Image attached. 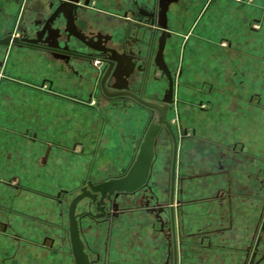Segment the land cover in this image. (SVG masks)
<instances>
[{
	"label": "crops",
	"instance_id": "crops-1",
	"mask_svg": "<svg viewBox=\"0 0 264 264\" xmlns=\"http://www.w3.org/2000/svg\"><path fill=\"white\" fill-rule=\"evenodd\" d=\"M61 1L0 0V36H32ZM82 2L79 0L74 9L75 29L128 58L121 60L115 74L120 83L126 81L131 91L158 99L163 93V79L153 77L152 59L159 35H153L152 25L149 27L143 17L136 16L134 8L136 4L148 10L151 0H88L85 6ZM185 25L189 26L186 34L179 30ZM60 26L56 22L51 29ZM167 28L173 36L166 42L164 60L171 66L180 52L182 84L176 89L174 107L178 124L187 130L178 143L175 197L184 207L185 224L196 227L198 220L203 224L209 219L206 216L213 214L215 204H210V200L214 195L228 192L232 197L229 207L234 227L222 240L240 247L247 226L241 220L244 202L240 198L253 195L254 188L260 189L264 177V126L259 121L264 115V63L249 56H257L264 48V0H203L196 5L194 0H181L167 6ZM50 35L54 40L55 33ZM190 37L193 38L189 42ZM179 38H184L185 46L176 51ZM2 50L3 73L11 80L0 83V123L16 131H36L45 140L65 146L81 141L90 151L100 118L65 97L87 95L94 79L92 65L78 61L66 70L59 60L40 49L10 46ZM146 60L148 76L142 85L139 67ZM129 63L128 70L125 65ZM43 79L50 81L54 92L47 91L46 83L43 88H36ZM121 108L125 109L121 114L104 111L105 148L95 157L96 165L118 168L125 158L113 151L120 130L126 132L127 139L141 132L143 118L132 117L128 104ZM7 142L19 146L15 149ZM14 150L22 159L18 164L5 159V151ZM41 150L42 147L30 146L18 137L0 142V177L18 176L27 185L42 188L36 177L40 175ZM39 178L45 182V178ZM43 188L51 189L48 183ZM27 210L33 213V209ZM16 224L29 234L35 226L32 220H17ZM149 244V260L156 264L161 255L158 257L153 244ZM94 248L102 249L100 244ZM13 250L14 245L0 239V262ZM27 250L28 258H16L9 264H32L33 248Z\"/></svg>",
	"mask_w": 264,
	"mask_h": 264
},
{
	"label": "flooded vegetation",
	"instance_id": "flooded-vegetation-1",
	"mask_svg": "<svg viewBox=\"0 0 264 264\" xmlns=\"http://www.w3.org/2000/svg\"><path fill=\"white\" fill-rule=\"evenodd\" d=\"M85 1H87L88 5V0H83V6H85ZM159 1L160 0H151V7L148 10L137 6L136 4L134 5V8L136 11V16L143 17L149 27L150 25H152V29H154L152 31L153 35L158 34L160 36V32L157 30V23L159 19ZM179 1L181 0H177L176 2ZM169 4H166V15L167 6ZM125 14H127V12ZM61 17V15L57 16L52 22V24L58 22L61 25V28L53 31L50 27L49 33L45 35V41L51 44H57L60 51L55 52L48 50L44 48L45 44H38L40 45L38 47H22H29L46 51L54 58L59 60L61 64L65 66L66 70L72 69L74 63L78 61L90 63L92 65V68L94 69V79L91 83L90 90L87 92V95L85 97H78L73 95L66 96L65 99L73 104H76L82 108H86L97 114L100 118L101 125L99 126L98 132L95 135L93 148H91L89 151L85 149L86 146H84L85 144L81 141H73L70 145L65 146L55 141L45 140L43 138V135L38 134L36 131L30 129L16 131L11 126L0 123L1 143H4L7 138L12 139L14 137H18L26 141L30 146L36 148L42 147L41 154L38 160L40 166V175L36 176L38 179V183L42 188H33L29 186L22 180L21 177L18 176L0 177V239H4L11 245H14V250L12 251L11 255L5 259H2L0 264H9L16 258H28V247L33 248L32 264H77L72 249L69 219V207L73 198L81 194L84 190L89 192L90 194H94V192L89 187L88 182H91L92 185H96L111 178L122 177L125 174H110L102 179L99 178L100 180L97 179V176L101 175L100 168H102V165L99 166L95 164V157L99 153H101L103 148H105V143L103 144V141L106 138V132L104 129L106 125H104L103 120L104 111L105 109L113 111L114 107L119 108V105H117V103L121 104V106H127V103H131L144 108L129 96L114 95L121 88L139 95L145 100L157 101L156 99L146 98L143 93H135L131 91L126 81L120 83L115 75L117 70L115 71L114 76H110L107 79V81L105 82V89H103V86L101 84V76L106 66V54L99 53L87 48L80 41L70 35L67 31H65V20L63 17ZM40 29L36 31V34L40 31ZM167 31L170 32V37L166 39V42L173 36V33L169 31L168 28ZM51 32H54L56 35L54 37V40L50 37ZM61 32H63L64 34L62 44H60L59 42L60 38L62 37ZM11 34L13 35V33ZM36 34H34V36H30L29 38H34ZM3 36H0V38ZM13 36L20 37L26 35L20 33L19 35ZM182 46H185V44H182ZM3 48L5 49V47L0 46V83H2L3 81L11 80L3 73ZM165 48L166 43L163 49V61L167 65L164 60ZM155 53L153 55V59ZM127 59V57L120 55V60ZM153 59L152 64L154 65ZM148 65L149 62L147 63L146 60L143 61V64L139 67V70L142 72V85L145 83V79L148 76ZM125 67H127V69L129 70L130 63L126 64ZM154 67L155 71L153 77L157 80L163 79V81L167 82L166 76L162 74L155 65ZM167 67L169 68L173 77L176 91V85L178 86L177 79L179 78L178 76L181 75V71L180 69H178L177 72L174 73L170 66L167 65ZM45 83L47 84V91L54 92L50 81L48 80V82H46V79H43L42 83L39 86L35 87L41 89L43 88ZM160 100L161 99H159V101ZM170 111L171 110L167 112V117ZM170 127L173 134L175 135L178 149L179 140L187 134V130L182 129L179 132V136L177 137L175 132L173 131V127L171 124ZM162 129L165 131L168 139L171 142V161L169 168L167 203L162 204L159 202V196L156 194V192H154V189L149 184V179L153 170L152 163L146 185L140 187L136 191L132 193H113L108 198H103V200H101L99 193H96L95 200L91 199L88 196H85L84 198L78 200L75 204L74 213L76 216L75 222L77 226L78 238L80 240L82 251L88 264H98L101 261H104V264H142L140 261L143 259H146V261H144L146 264H155L152 263L151 260H149V253L151 251L149 242L153 244V252L158 257L159 255H161V258L159 257L156 264H178L179 254L177 249V230L179 231L182 225L180 226V222L176 220V218H180V220L182 222L184 221L185 223V219L183 220V217L187 219V216L185 215L186 213L184 212V209H182L184 208L182 207V203L175 197L177 190L176 173H174L172 202L170 201V175L173 145L171 136L166 127L163 126ZM156 141L157 138L155 140V146ZM7 144L11 145L13 148L15 147V149L19 146L16 143L7 142ZM112 145H114V143ZM155 146L154 158L156 154ZM107 147L110 148V145H107ZM135 156L133 157V161L135 159ZM5 159L8 162L13 161V163L15 164H18L22 161V159L20 158V154L16 153L15 150L5 151ZM176 160L177 153L175 161ZM39 177L45 178V182L43 179V181H40ZM47 183L50 184V190L43 188L44 185L47 186ZM141 189L147 191L154 198L152 204L147 201L143 205L142 209H137L134 206L126 207L125 205H121L119 200L121 196L128 195V197L131 198L132 201H134L136 199V194ZM8 191L10 192L9 194ZM260 191L263 194L261 195L260 203H257L255 207H253V204H251V206H248L247 196L244 198H240L241 201L244 202V209H241L242 213L240 214V216L242 218L241 220L245 224L248 223L247 209H259L257 220L249 239V244L244 248V264H262L264 262L263 180ZM231 198L232 197L230 196V194L226 191L217 192L214 195L213 199L210 200L211 202L209 201L210 204H215V208L212 209V217L210 218L209 216L211 215H207L206 220L208 219V217L209 219L203 224H201V220H198L197 222L196 230L200 235L198 243L203 245V241H206V244L202 246L208 249L206 251H211L214 249L218 250V248H233L232 246L227 245L222 240L229 234L231 228L234 227L232 223L231 209L229 207ZM27 209H33V213H30ZM222 209H225L226 211ZM137 210H142L143 213L141 214ZM147 216L152 218L150 222L148 221ZM17 220H22L25 222H28L29 220L33 221L35 226L30 230V234L29 232H25L22 229H18V225L16 224ZM129 221H131V225H133V230L129 234L124 244H122L123 239L120 237L122 235L125 236V233H128V230L131 229V226L127 227V225L130 224ZM217 222L219 223L217 224ZM224 222H226V224H224ZM214 223L216 224V228L214 226L212 227V224ZM166 225L167 229L165 228ZM201 226H204L205 229H203V227ZM183 227L184 226H182V228ZM248 228L249 226H246V233ZM160 235L164 237L166 242L164 259L162 258L163 244L161 242V239L158 238ZM216 238L220 243L216 242ZM97 241H99V244L102 247V251L94 249L95 243H97ZM116 245H118L119 247L116 248ZM116 255H126L124 256L126 258H123V260H117L118 258H114V256Z\"/></svg>",
	"mask_w": 264,
	"mask_h": 264
},
{
	"label": "water",
	"instance_id": "water-1",
	"mask_svg": "<svg viewBox=\"0 0 264 264\" xmlns=\"http://www.w3.org/2000/svg\"><path fill=\"white\" fill-rule=\"evenodd\" d=\"M79 0H62L53 10V12L48 16L43 22L40 31L36 34L34 38H29L26 36H13L11 33L6 34L0 38V46L8 48L10 46H40L38 44H45L46 49L58 52L59 47L57 44H51L45 41V35L49 33V29L53 20L61 15L65 20V31L70 35L80 41L87 48L94 50L99 53L106 54L107 58L105 60V68L101 76V84L103 89H105V82L110 76H114L115 71L120 67V54L113 48L106 47L103 44L93 41L86 36L80 34L73 25V13L75 7H77ZM177 0H160L158 4V23L157 30L160 32L158 39L157 50L153 59L156 68L166 76L167 78V90L162 99L157 101H148L141 98L139 95L131 93L126 89H119L114 95L129 96L139 105L146 108L150 113V118L148 124L144 130L142 139L139 143L137 153L133 163L127 172L118 178H111L102 181L96 185H92L88 182L89 187L94 192L90 194L87 191H83L81 194L73 198L69 207V219H70V231L72 239V249L73 254L77 264H88L85 255L82 251V246L78 238L77 226L75 222L74 207L78 200L84 198L85 196L90 197L95 200L96 193H99L101 200L103 198H108L113 193H132L139 189L140 187L146 185L149 178L150 169L154 159V146L155 140L160 132V130L166 127L169 132L173 151H172V164H171V193L170 201L172 202V191L174 183V173H175V159L177 153V141L171 130L170 124L167 120V112L172 109L174 104V93H175V83L173 77L167 65L163 61V49L165 46L166 39L170 37V33L167 31V15H166V4L176 2ZM87 5V1L84 2ZM87 58V57H86Z\"/></svg>",
	"mask_w": 264,
	"mask_h": 264
},
{
	"label": "rangeland",
	"instance_id": "rangeland-1",
	"mask_svg": "<svg viewBox=\"0 0 264 264\" xmlns=\"http://www.w3.org/2000/svg\"><path fill=\"white\" fill-rule=\"evenodd\" d=\"M202 1L203 0H194V4L196 5V3H198V2L201 3ZM195 12H196V10H194L192 14H194ZM175 25H177V23H175ZM185 26H187V25H185ZM185 26L183 28H182V26L179 27V30L183 31V33L186 34V32L188 33V31H189V29H188L189 26H187V27H185ZM252 26L257 27L254 24ZM34 34H36V32L33 31L31 35L34 36ZM61 35H62V37L59 40L60 44H62V41H63V36H64L63 32H61ZM192 38L193 37H190L189 42L192 40ZM183 40H184V38H181V40H180V38L178 40H176V42H175L176 51L178 48H180L182 46ZM220 44L226 45V43H223V42ZM179 53L180 52H178L175 63H173L170 66L174 73L177 72V70L179 69L178 67L180 66V63H181V59L179 58V56H180ZM249 56H254L253 59L257 58V60H259L261 62L263 61V63H264V48L262 49V51L259 52V54H257V56H255V55H249ZM178 77H179L177 79L178 86L176 85V87L180 88L182 81H180V76H178ZM166 90H167V82L163 81V90H162L163 93L161 95H159V97H157L158 99H156V100L158 102H159V99H162V97L165 95ZM251 90H253V89H251ZM250 92H252V91H250ZM185 93H188V92H185ZM189 93H191V92H189ZM174 98L176 101V91H175ZM263 98H264V85H263ZM252 101H253V103H255L256 99L253 97ZM174 104L172 105L173 108L171 109V111L168 114L167 120L172 125L173 131L175 132L176 136L178 137L179 132L182 130V128L178 124L177 112L175 110ZM117 105H119L118 106L119 108H117V107L113 108L115 113L121 114L123 111H125V109L121 108L122 107L121 104L117 103ZM128 105L130 106V108H129V109H131L130 115L132 117L137 115V116H140L141 120L143 118L141 132H138L137 134L133 135L135 137V140H134L133 136H131V138L127 139L128 135L126 134V132L120 130L119 139L115 145L116 148H114L113 151L120 153V154H124L125 158L122 159L123 161L120 162V164H119L118 168H116V170L113 167L102 166V168H100L101 169L100 170L101 175L97 176L98 180H100V179H102V178H104L110 174L121 175L122 173L127 172V170L131 166V163L133 161V157L135 156L139 141L142 138L146 123H148V121H149L150 113L147 109L139 107V106L131 104V103ZM131 105H132V107H131ZM263 110H264V100H263ZM259 121H260V123L262 121V124L264 126V115H263V118L260 119ZM126 147H127V149L125 150ZM155 153L156 154H155V158H154L153 166H152L153 170H152L151 177L149 179V184L154 189V192H156V194L159 196V202L163 204V203H167V189H168L169 168H170V161H171V142L168 139V136L166 135V133L163 129L160 132L159 136L157 137L156 146H155ZM263 186H264V177H263ZM253 193H254L253 195L249 194V196H247L248 197L247 204H248V206H251V204H253V207H255V205L257 203H260V198H261V195L263 193L260 191L259 187L257 188L256 191L254 188ZM119 200H120L121 205H125L126 207L127 206H134L137 209H142L145 202L148 201L152 204L154 201V198L147 191H145L144 189H141L136 194V199L134 201H132L131 198L128 197V195L127 196H124V195L121 196L119 198ZM222 210L226 211L225 209H222ZM247 210H248L247 226H249V228L247 229L246 239L244 241H242L243 243H242V245H240V247L235 246L232 249L218 248V250L214 249L211 251H206L208 249L202 247L203 245L206 244V241H203V243H204L203 245L198 243L200 235H199L198 231L196 230L197 228L194 226H191L190 224H185V223H184L185 226L182 228L183 222L180 220V218H176V220H178L180 222V226L182 225L180 230L179 231L177 230V243H178L177 249H178V254H179L178 255V264H244V260H245L244 248L246 247V245L249 244V239H250V236L253 232V228L255 226L257 216L259 213V209H247ZM137 211H139L141 214L143 213L142 210H137ZM209 217L211 218L212 215ZM139 218H141V217H139ZM147 218H148L149 222L152 220V218H150L149 216H147ZM165 219H166V217H165ZM129 222H130V224H128L127 227L131 226V229L128 230V233H125V236L122 235L120 237L123 239L122 244H124V242L127 240L128 236H129V234L133 230V225H131L132 224L131 221H129ZM218 223L219 222H217V224ZM214 224H213V226H214ZM224 224H226V222H224ZM201 227H203V229H205L204 226H201ZM214 227H216V224ZM165 228L167 229V225ZM104 235H105V233H104ZM104 235H103V238H104ZM158 238L161 239V242L163 244L162 258L164 259L166 242H165V239L163 236L160 235ZM191 241L193 242V244L189 243ZM216 242L220 243L219 240H217ZM95 246L96 247L99 246V241H97V243H95ZM117 247H119V246L116 245V248ZM263 249H264V247H263ZM95 250H97V249H95ZM100 251H102V249ZM124 256H126V255H116L115 257L118 258L117 260H120V259L123 260V258H126ZM144 261H146V259H143L140 262L142 264H146ZM101 262H99L98 264H104V261L102 263ZM262 264H264V262Z\"/></svg>",
	"mask_w": 264,
	"mask_h": 264
},
{
	"label": "bare ground",
	"instance_id": "bare-ground-1",
	"mask_svg": "<svg viewBox=\"0 0 264 264\" xmlns=\"http://www.w3.org/2000/svg\"><path fill=\"white\" fill-rule=\"evenodd\" d=\"M170 33V32H169ZM166 43V42H165ZM120 62H121V60H120ZM161 131V130H160ZM175 136V135H174ZM176 162V161H175ZM176 167V166H175Z\"/></svg>",
	"mask_w": 264,
	"mask_h": 264
}]
</instances>
